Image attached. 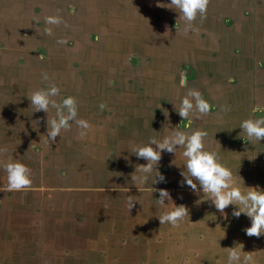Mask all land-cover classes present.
<instances>
[{
    "label": "crops",
    "instance_id": "obj_1",
    "mask_svg": "<svg viewBox=\"0 0 264 264\" xmlns=\"http://www.w3.org/2000/svg\"><path fill=\"white\" fill-rule=\"evenodd\" d=\"M34 1L36 0H29L23 11L27 17L20 16L31 18L33 21L30 24L27 19L28 23L21 29L22 36H27L36 30V28L31 29L35 18L30 17V15H38L39 7L36 12L31 10L35 5ZM116 1L121 7L114 10L122 13L123 29H120V34L123 38H111L107 51L111 55L115 53L124 57L131 53H134V56L139 54V67L142 69H137L133 74L135 77L133 82L128 84L117 82L116 86L112 85V87H108L103 81L94 85L85 83L82 87L77 85V89L73 91H68L73 83L67 87L58 85L61 95L63 87V92L66 90L69 96L78 97L76 98L78 116L88 120L92 130L86 137L80 138L79 130L73 124L71 130L62 132L61 137L57 136L56 142L51 144L46 138L47 114L43 111L33 112L28 98V101L14 99L12 102L8 101L6 105L2 104L0 111L6 112L4 115L7 114L6 123L10 124L12 142L10 138L0 141V149L7 150L0 152V165L12 161L14 154L24 156L22 160L28 162L32 154L31 147L32 149L38 147L41 148L40 156H48L46 161L39 163L42 175L45 174L43 171L46 166L66 172L63 179H53L50 183L52 192H44V188L39 190L40 194L47 195L46 199L41 198L44 208L55 207L59 201L62 205L58 207L64 205L63 209L69 213L65 216L60 214L61 219H56L60 227L62 220L70 222L79 218L74 203L71 205L66 198L70 194L81 193L82 191H76L77 187L104 186L115 189V192L135 187L138 188L137 191H148L147 196L151 200L159 199V189H167L172 200H165L164 208L183 205L189 213L179 227L173 229L168 224V228L173 229V238L168 235L171 242L180 235L179 244L186 252L209 249L214 254H218L224 251L225 255L212 264H228L229 248L236 246L242 248L244 254L251 253L253 256L251 264H264V235L259 238L246 235L244 229L251 226V220L244 214L239 218L232 216L233 208L238 206L230 205L225 209L226 215H222L210 200H206L208 197L202 191L198 195L186 184L182 186L181 171L184 166L182 148H177L176 155L167 151L162 152L157 167L165 177V182L152 184L155 172L147 185L138 183L135 185L131 179L132 175H143L135 173L136 167L147 163L146 160L137 158L132 150L137 145L146 144L151 137L161 140L169 130L178 126V130L188 133L198 129L207 131L205 150L218 154L219 162L232 171L235 184L242 191H248L247 187L264 190V177L262 178L264 140L250 141L240 128L241 122L245 119L264 117V112H252L254 106L264 107V0H210L206 19L201 22L198 18L195 22L198 32H189L187 35L183 31L185 22L179 19L178 12L169 8L171 0ZM136 3L143 5L146 12L138 13L134 10ZM11 4L12 0H0V13H3L4 18L7 14L10 19L0 22L3 32L12 26L19 27L14 26V23L20 18L19 15L17 16L18 11L23 9L15 8L14 5L12 7ZM130 9L133 10L134 18L131 17ZM148 10L161 15L158 21H153L155 27L151 33L152 38H145L143 35L148 32L142 27L150 19ZM220 18L225 24L221 23ZM126 26H132L138 37L130 38V30L126 31ZM173 27H178L177 33L172 31ZM18 34L20 33L17 32L16 35ZM182 67L188 69L190 76L186 87H180L178 81L179 70ZM122 70L123 76L132 74L128 73L129 68L125 67V64ZM99 73L102 74L98 71L95 75ZM110 74L111 72L106 70L104 76L108 77ZM190 88L198 89L204 99L212 105V109L209 115L199 120L192 119L189 124V121L181 120L174 105L178 110L181 99ZM33 90L30 88L31 92ZM15 91L17 89L14 93ZM56 99L60 100L58 97ZM158 100L163 102L159 103ZM101 103L107 105L104 111L99 108ZM164 111H167V117ZM54 116L55 110H50L49 118ZM100 134L102 142L96 144L95 139H99ZM101 165L107 166L106 173L103 172ZM0 169L3 167L0 166ZM90 169L95 171L91 172ZM90 172L93 178L97 177L101 180V184H94L96 180L92 181ZM253 180H257L255 184L252 183ZM3 186L0 181V187ZM150 186L157 191L148 190ZM111 192L108 193L112 199L109 198L107 203L113 202L117 207L112 215L118 216L121 213L124 215L126 210H122L120 206L124 197L122 199V195L117 194L116 199ZM9 193L14 195L19 192ZM3 194V191H0V198ZM17 202L21 205L24 203L25 208L39 204L31 201L29 196L23 195H19ZM6 206L7 204L5 208ZM35 216L39 218V215ZM38 218L36 221L40 223ZM38 223L33 228L29 221L26 222L29 226L25 230L27 237L37 235L38 230L33 229L40 228ZM168 228H165V234L171 233L168 232ZM73 229L74 227L71 228ZM121 230L124 234L127 231L123 224ZM222 235H233L237 240L234 239L232 242L231 239H223ZM36 251L32 256L33 259L26 264H39L43 260L39 249Z\"/></svg>",
    "mask_w": 264,
    "mask_h": 264
},
{
    "label": "flooded vegetation",
    "instance_id": "obj_2",
    "mask_svg": "<svg viewBox=\"0 0 264 264\" xmlns=\"http://www.w3.org/2000/svg\"><path fill=\"white\" fill-rule=\"evenodd\" d=\"M28 1L12 0V7L14 5L15 8L23 9L19 10L18 14L16 12L15 15H19V17L25 15L23 11L26 9ZM65 1L68 2L66 3ZM34 4L31 9L32 12H36V9L39 8L38 15H30V17L35 18L31 29L36 28L31 34L27 36L21 35V29L26 26L28 20L30 24L33 22L31 18L20 17L14 23V26L19 27L15 28H13V22L11 21L10 25L12 28H7L5 32L2 31L3 27L0 24V106H3L2 104L6 105L8 101H14V99L28 101L27 98L32 93L30 88L34 90L47 88L49 83L64 87L73 83V86L68 91L77 89V85L82 87L85 83L94 85L101 81L107 84L108 87L116 86L117 82L128 84L133 82L135 78L133 74L136 70L142 69L139 67V54L134 56V53H131L124 57L115 53L111 55L107 51L108 42L112 40L111 38H123L120 34V29H123L122 13L114 10L121 8L116 0H36ZM144 8L139 3L134 5V10H137L138 13L141 11L146 12ZM6 9H4L5 13H7ZM111 10L114 11L109 13ZM130 11L131 17L134 18L133 10L130 9ZM148 13L150 14V19L142 26L148 32L143 35L145 38H152L151 33L154 31L153 27H155L153 24L155 22L153 21H158L161 15H156L153 10H148ZM1 14L0 22L10 20L7 14L5 18L2 12ZM57 14L63 17L68 26L65 27L64 24L52 26L53 35H45L43 32L46 27L44 23L45 17ZM16 29L20 34L16 35ZM128 30H130V38L138 37L132 26H126V31ZM172 31L177 33L178 27H173ZM59 40L66 42L58 43L57 41ZM117 42L119 44V41ZM124 64L125 67L129 68L128 73H132L131 75H122ZM106 70L111 72L108 77L104 76ZM98 71L102 74L95 75ZM42 72L48 74L49 81H42ZM182 76L186 80L188 77L190 78L188 69L185 67L179 70V83ZM109 81H111V86H109ZM16 89L21 91V95L14 93ZM63 91L62 87V95L60 93L58 97L60 100L70 95L66 90L65 92ZM73 97L78 98L75 95ZM158 102L163 101L158 100ZM155 112L158 111L155 110ZM4 113L6 112L0 111V141L4 138H10L12 142V133L9 130L10 124L6 123L7 114L4 115ZM101 138L100 134L99 139H95L96 144L102 142ZM39 149L41 148L35 147L32 149L31 147L32 154L28 162H25L27 160H22L24 156H19L18 154L13 155L12 161L22 162L31 169L32 188L31 190L20 191L18 195L29 196L31 201L42 204L41 198H45L47 195L40 194L39 190L44 188V192H52L48 188L51 187L50 183H52L53 179H63L66 172L46 166L43 171L45 174L42 175L39 170V163L46 161L48 156H40ZM0 181L4 185L7 184V173L4 169H0ZM56 191L58 192L59 190ZM3 193V197L0 198V264H26L33 259L32 256L35 254V247L37 246L41 247L42 252L51 256L58 249L74 247L78 233L85 235L89 230L96 231L97 225H94V223L99 219H104L107 215L100 211L91 212L92 207L88 200L79 201L80 198H75L74 209L77 211L79 218L73 226H71L72 221L62 220L60 227L56 223V219H61L62 215L65 216L69 213L66 212V209H63L64 205L61 208L58 207L62 205L59 201L55 207L45 208V210H42L39 204H32V207L28 206L25 208L24 203L21 205L15 198L10 200L11 193L8 191ZM37 198H40V200H37ZM66 198L70 202L73 200L71 196ZM5 204H7L6 208ZM84 207H90V209L84 212L85 216H82L78 210ZM98 207L96 206V209ZM9 209L11 210L10 212H8ZM112 210L116 211L117 207L113 206ZM35 215H39V218ZM36 218L40 220V223L36 221ZM28 221L33 228L37 223L38 226L40 225L39 229H33L35 231L38 230V238L35 237V241L30 243L32 246L28 244L30 238L27 237L25 231L29 227L26 225ZM76 226L77 228H75ZM73 227L74 229L71 230ZM68 262L70 263V260Z\"/></svg>",
    "mask_w": 264,
    "mask_h": 264
},
{
    "label": "clouds",
    "instance_id": "obj_3",
    "mask_svg": "<svg viewBox=\"0 0 264 264\" xmlns=\"http://www.w3.org/2000/svg\"><path fill=\"white\" fill-rule=\"evenodd\" d=\"M210 0H171L170 9H174L179 13V19L184 24V34L189 32L196 33L198 28L195 26L196 20L199 18L201 22L206 19ZM46 27L43 32L45 35H53V27L67 22L59 14L49 15L44 19ZM58 43L66 41L59 40ZM42 81H49L46 72L41 73ZM231 83V78H229ZM111 86V81H109ZM187 80L184 76L180 79V87H186ZM61 89L55 83H49L47 88L34 90L28 99L33 112L43 111L47 114V142L49 144L56 142V137H61V133L71 130L73 124L78 128V136L84 138L92 130L91 123L78 116V101L73 96H67L62 100L56 98L60 96ZM176 112L181 120L192 122V119H202L210 114L212 105L204 99L203 94L195 88H190L187 94L181 99L179 109ZM101 111L107 108V105L101 103L99 105ZM50 110H55V116L49 118ZM227 111L228 109H224ZM253 113L264 112V107L254 106ZM165 117L168 116L164 111ZM240 128L246 134L248 140L261 141L264 140V117L255 119L249 118L241 122ZM208 136L205 130H195L191 133L178 130V126L173 130H169L161 140L151 137L146 144L137 145L132 153L139 159L147 161L146 164L137 165L135 173L143 175H132V181L138 184L147 185L153 173L156 175L152 179V184L165 182V177L159 172L157 165L162 158V152L174 153L176 155L177 148H182V156L184 158V166L181 171L183 177L182 186L186 184L193 192L198 195L201 193L206 195L211 204L222 214L230 205L234 207L232 216L239 218L241 214L246 215L251 220V226L244 229L248 237L259 238L264 235V190L259 188L247 187L249 190L244 192L239 186H236L232 171L219 162L218 154L213 151L205 150V139ZM155 146V147H153ZM6 149H0V152H6ZM4 171L7 173V184L0 187V191L20 192L31 190L33 181L31 178V169L22 162L8 161L3 165ZM199 186V187H198ZM150 186L148 190H153ZM157 191V189H154ZM159 199L157 200L161 206L166 205L165 200L171 201V195L167 189H159ZM132 196L128 197L127 208L130 211L134 204ZM189 216L188 209L183 206H176L170 211L164 212L158 216L160 224H169L172 227H179L180 224ZM243 247V245H242ZM228 264H251L253 256L251 253L244 254L238 246L229 248Z\"/></svg>",
    "mask_w": 264,
    "mask_h": 264
},
{
    "label": "rangeland",
    "instance_id": "obj_4",
    "mask_svg": "<svg viewBox=\"0 0 264 264\" xmlns=\"http://www.w3.org/2000/svg\"><path fill=\"white\" fill-rule=\"evenodd\" d=\"M214 16L216 17V14H214ZM218 23L220 25V22ZM221 23L225 24V21L221 19ZM15 92L21 93L20 90ZM101 168L104 173L107 172V166L103 167V165H101ZM90 170L91 172L95 171L94 169ZM91 172L92 181L94 179L96 180L94 184H101V180L97 177L93 178ZM124 176L126 175L124 174ZM263 177L264 175H262V178ZM256 181L257 180H253L252 183L255 184ZM48 188L52 189V187ZM124 189L125 191L115 192V189L112 190L104 186L77 187L76 191H82L84 193L76 192L74 195L70 194L71 199L80 198L79 201L86 199L92 207L91 212L100 211L103 212L104 215H107L104 219H99L94 223V225H97L96 231L89 230L85 235H80V233H78V238H75L76 243L74 247L58 249L55 253H52V256L42 252L40 246L35 247V252H37V248L39 249V253L43 259L42 261L46 262L45 264H212L220 260L222 255H225L224 251L214 254V252L209 249L186 252L179 244L181 238L177 232V237L173 233L174 237H176V239L173 240L174 243L170 241L171 238H173L172 232L174 227L173 229L171 227L168 228L167 223L161 225L158 218V216L162 215L164 212L172 210L173 207L165 209L164 206H161L158 201H156L158 199H149L147 196L148 191H137L136 189L138 188L135 187ZM109 191H112L111 193L114 194V197H116L117 194L122 195V199L124 197L120 205L122 210H126L124 215L123 213L118 216L112 215L115 213L112 209L116 204L111 201V204L107 203L109 198L112 199L108 193ZM92 195L94 198H92ZM129 196H132L133 200L137 201L130 211H128L127 208ZM14 198L13 194H11L10 200H14ZM17 198L19 199L18 194L15 199ZM70 203L72 205L76 203V201L73 202V200H71ZM39 206L42 207V210H45L43 204H39ZM96 206L99 207L96 209ZM88 209H90V207H84L78 211L81 212L82 216H85L84 212L89 211ZM71 221V226H73L77 219ZM122 224L123 227L127 229L128 233H126L127 231L125 234L122 233ZM165 228H168V232L171 233L165 234ZM168 235L171 238H169ZM36 236L37 235L33 237L30 236V241H28L29 245L32 246L30 243L35 241L34 239ZM234 237L233 235H222L223 239H231L232 242H234V239L237 240ZM68 260H70V263ZM42 261H40L39 264H44Z\"/></svg>",
    "mask_w": 264,
    "mask_h": 264
}]
</instances>
